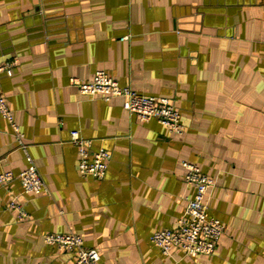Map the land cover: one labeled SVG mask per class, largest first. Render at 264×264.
I'll return each mask as SVG.
<instances>
[{
    "label": "crops",
    "instance_id": "crops-1",
    "mask_svg": "<svg viewBox=\"0 0 264 264\" xmlns=\"http://www.w3.org/2000/svg\"><path fill=\"white\" fill-rule=\"evenodd\" d=\"M8 63L0 91L49 193L0 185V264H73L49 233L82 236L99 264H264V0H0ZM97 70L169 98L184 132L70 82ZM72 130L110 152L103 179L79 173ZM183 161L215 179L208 214L225 230L212 255H164L151 241L176 227L194 193ZM29 165L0 115V173Z\"/></svg>",
    "mask_w": 264,
    "mask_h": 264
},
{
    "label": "built area",
    "instance_id": "built-area-1",
    "mask_svg": "<svg viewBox=\"0 0 264 264\" xmlns=\"http://www.w3.org/2000/svg\"><path fill=\"white\" fill-rule=\"evenodd\" d=\"M4 70L11 72L12 63L0 66V71ZM70 82L77 86L79 92L86 97L99 96L105 100L120 97L124 100L126 109L139 120L156 119L171 133L184 132L180 111L167 97L141 94L130 86L121 85L104 70H97L91 81L83 82L72 77ZM0 115L11 124L17 141L30 162L29 167L18 174L13 171L1 172L0 185H7L18 179L26 194L49 193L47 184L28 154L24 143V133L15 122L13 112L1 91ZM70 142L78 150L79 173L83 176L103 179L111 159L110 152L104 147L93 149V139L84 137L79 130L71 131ZM182 165L185 169L184 181L188 186L193 187L194 193L187 198L186 207L178 218L176 227L155 231L151 236V241L164 255H170L173 250H178L183 256L191 258L198 255H212L225 230L221 220L210 217L208 214L207 192L215 185V179L203 173L200 167L193 162L183 161ZM9 207L17 210L19 221H24L30 216L23 204L15 200L11 201ZM44 239L46 243L55 245L63 251L75 253L76 259L73 264H99L100 262L101 256L98 249L85 246L83 237L78 234L49 233Z\"/></svg>",
    "mask_w": 264,
    "mask_h": 264
}]
</instances>
